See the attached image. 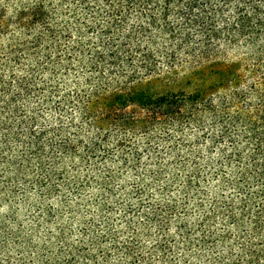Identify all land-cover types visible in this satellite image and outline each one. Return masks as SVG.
<instances>
[{
	"label": "trees",
	"instance_id": "16d2710c",
	"mask_svg": "<svg viewBox=\"0 0 264 264\" xmlns=\"http://www.w3.org/2000/svg\"><path fill=\"white\" fill-rule=\"evenodd\" d=\"M244 49L247 59L230 61ZM186 64L220 65L214 73L225 78L209 96L141 91L142 77ZM68 77L105 78L74 91ZM134 103L145 117L130 111ZM68 110L77 113L72 125L79 119L97 131L100 148L106 128L123 132L125 165L138 150L127 137L140 128L183 138L202 131L179 156L192 161L165 177L168 197L142 209L143 225L113 244L120 264H264V0H0V208L8 209L0 215V261L7 264H100L98 235L75 242L65 228L52 230L66 223L56 206L69 203L60 199L62 182L72 183L66 156L86 147L64 137ZM44 113L59 114L54 127ZM114 178L100 179L107 192ZM22 204L38 211L29 231L15 226ZM112 251L101 247L102 264H111Z\"/></svg>",
	"mask_w": 264,
	"mask_h": 264
},
{
	"label": "rangeland",
	"instance_id": "374dc122",
	"mask_svg": "<svg viewBox=\"0 0 264 264\" xmlns=\"http://www.w3.org/2000/svg\"><path fill=\"white\" fill-rule=\"evenodd\" d=\"M238 51L241 53H231L228 56L230 61H236L242 57L247 59L248 54L245 49ZM192 67L194 66L186 64L178 66L171 72H167L168 68H165L161 75L142 77L141 91L147 92L153 97L160 95L181 96L183 93L186 95L200 93L202 96H209L217 90V81L225 78L220 77L219 73H214L215 69L213 68L222 67L220 65L206 64L199 71ZM246 67L243 61L242 71ZM96 78L104 79L105 77H68L65 87L74 91L76 87L86 89L90 82ZM130 111L134 112L135 116L145 117V111L139 104L134 103L130 107ZM42 116L54 127L59 114L44 113ZM75 117L77 118V113L73 110H68L61 117V125L66 133L64 137L72 139L73 142L79 140L86 144V147L83 148L79 144L77 155L66 156L65 174L68 176L65 178H70L72 183L67 185L62 182L63 187L68 189L63 191V196L60 199L68 200L69 203L67 206L56 205L60 207L61 216L66 223L55 224L52 226V230L57 232L59 229L65 228L69 240L75 242L90 233L98 235L100 264H102L101 247L104 246L105 249L112 251L114 243L129 240L132 235L130 227L136 228L143 225L145 221L142 209L149 211L150 207L160 199L168 197V193L166 195L161 193L165 177H170L171 174H180L179 169L182 164L192 161L188 158L190 161L187 159L185 163H181L179 156L191 153L190 148L187 149L185 146L189 145V140L190 143H193L194 137L200 135L202 131L193 127L185 132L183 138L177 130L168 132L166 127L140 128L137 130L139 132L127 137L138 147L135 156L130 155L127 164L129 166H127L123 160V151L118 147V140L124 137L123 132L115 128H106L103 137L108 143L100 148V142L95 138L97 131L84 127L79 123V119L72 125L71 119ZM80 134L82 136L79 137ZM57 141L59 142L60 138ZM94 142L97 143L96 146L91 144ZM158 172H163V176L157 181L156 186L147 193H142L141 189L146 188L149 179ZM110 175H115V178L108 186L111 191L107 192L100 184V179L110 177ZM140 178L145 179L143 183L140 182ZM7 211L8 209L0 208V215H5ZM37 213L38 211L32 205L24 207L22 204L19 211L20 219L15 226L24 231H29L33 225L38 226ZM151 229L155 233V229L153 227ZM112 253L114 255L109 253L112 255L111 264H120L119 256L113 251ZM0 263L7 264L4 260Z\"/></svg>",
	"mask_w": 264,
	"mask_h": 264
}]
</instances>
